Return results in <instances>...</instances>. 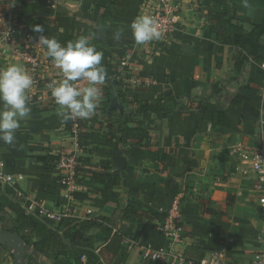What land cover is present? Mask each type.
<instances>
[{
    "label": "crops",
    "instance_id": "1",
    "mask_svg": "<svg viewBox=\"0 0 264 264\" xmlns=\"http://www.w3.org/2000/svg\"><path fill=\"white\" fill-rule=\"evenodd\" d=\"M14 1L17 7L37 1L40 17L50 19L63 34L75 39L86 36L88 41L96 15L107 4L106 0ZM165 3L174 11L177 30L163 50L152 55L141 52L130 25L153 10V0L114 1L111 20L103 28L117 68L123 103L117 102L119 113L129 116L138 105L154 101L169 110L131 119L130 127L140 126L145 132L139 146L142 157L126 156L131 142L120 143L118 135L107 131L104 84L97 85L100 93L94 114L87 119L78 117L79 132L67 131L66 109L55 102L49 87L64 78L62 70L47 56L38 37L25 43L48 68L27 91L31 113L20 122L14 144L0 141V165L7 173L20 176L15 191L66 216L58 230L43 223L59 236L60 245L55 241L39 253L24 243L23 264H75L76 255L84 263L97 256V264H147L139 249L168 247L170 240L162 230L168 222L183 228L176 251L189 260L184 264L205 262L221 250L226 264H250L261 249L264 222L252 189L253 178L249 166L233 150L238 144L254 148L259 143L257 119L261 113L264 117V70L262 63L253 62L239 48L217 42L213 29L226 28L228 23L226 19L213 22L210 15L225 13L223 6L229 9L230 4L239 24H258L264 17V0H248V7L243 0ZM5 4L0 2L1 7ZM259 42L264 50V35ZM23 46L21 40L5 49L0 46V71L13 64L24 69L17 51ZM74 83L87 86L83 81ZM63 153L75 155L78 162L70 192L59 184L61 171L56 161ZM96 175L120 180L111 188L112 199L107 182ZM127 204L143 217H123ZM34 220L12 190L0 188V231L17 233L22 223L17 234L37 243L41 237L32 232ZM115 233L121 241L112 255L105 247ZM14 262L12 249L0 245V264Z\"/></svg>",
    "mask_w": 264,
    "mask_h": 264
},
{
    "label": "built area",
    "instance_id": "2",
    "mask_svg": "<svg viewBox=\"0 0 264 264\" xmlns=\"http://www.w3.org/2000/svg\"><path fill=\"white\" fill-rule=\"evenodd\" d=\"M6 2L4 6L0 5V46L5 49L10 46H15L21 40L24 46L18 47V56L24 65V70L32 77L36 83L39 77L46 68L47 62L43 60L39 54L30 46L31 39L35 38L29 34H24L19 41L17 36L21 33V27L17 25V2L14 0H0ZM153 10L146 16L153 17L158 23V30L161 33L159 39H154L144 44H139L141 52L145 55H152L163 50L169 39L177 30V22L175 20L174 11L165 3V0H153ZM264 70V62L261 64ZM87 84L86 81H83ZM33 83V84H34ZM66 112H68V109ZM72 122V129L78 130L79 118H69ZM257 137L259 143L254 148L245 147L242 144L235 146L233 153L237 159L249 166V172L253 178L252 189L257 196L259 203V214L264 222V117L263 113L257 119ZM56 161L59 170L61 171L60 186L71 191L75 186L76 171L78 162L73 154L63 153L57 156ZM20 179V176H13L7 173L0 165V188L10 189L13 192L16 200L22 205L25 213L46 224L53 230H58L59 223L66 216L65 214L55 213L46 209L38 200L15 191V181ZM65 198L69 194L64 195ZM164 235L170 240L168 247L157 248L149 245L140 247V257L147 264H184V260L179 256L176 247L180 244L183 237V228L180 223L168 222L162 229ZM201 264H226V256L223 250L217 251L211 257ZM250 264H264V243L261 249L254 254Z\"/></svg>",
    "mask_w": 264,
    "mask_h": 264
},
{
    "label": "trees",
    "instance_id": "3",
    "mask_svg": "<svg viewBox=\"0 0 264 264\" xmlns=\"http://www.w3.org/2000/svg\"><path fill=\"white\" fill-rule=\"evenodd\" d=\"M107 4L103 10L96 15L94 22V29L90 32L89 44L95 46L96 50L103 53L102 64L106 69V80L104 83V93L106 102L103 104L107 110V118L109 120V125L107 131H109L113 136L118 135V141L131 142L130 147L124 151L126 156L133 157H142L143 152L139 148L142 140L145 137L144 130L140 127H130L129 123L131 119L137 114L142 113H151L159 114L169 110L161 103L160 101L151 102L148 105H138L134 113H131L129 116H124L119 113V110L112 108L111 99L115 98L117 102H121V93L118 89V84L116 81L117 68L113 65V58L109 54V41L107 33H104L103 28L107 22L111 20L113 3L116 0H106ZM231 1V0H226ZM225 13L223 14H211V19L213 22H219L221 20H227L226 28H214L213 33L216 36L217 42L222 45L234 46L239 48L242 52L246 53L247 56L255 63L261 64L264 62V57H262L263 47L260 45V39L264 35V17L258 24H251L247 27L239 24L236 19L234 12V6L229 10L226 6H223ZM38 12V2L35 3H20L17 7V25L21 27V34L17 36L19 41L23 38L24 34H29L33 37H38L40 34L33 31V27L36 25H41L44 27L43 35L48 38H55L58 40L62 46H66L69 41H75L76 39L72 36L65 35L62 32L58 31L56 26L52 23L50 19L44 17H32L27 19V17L33 13ZM72 129V122L70 119L66 120V130L69 131ZM78 129L79 123H78ZM78 131V130H77ZM79 132V131H78ZM103 139L107 142L110 140L106 136H102ZM78 139H80V134L78 133ZM133 141V142H132ZM96 177L102 178L107 182V191L111 199L114 197L112 189L114 186H117L120 183L119 179H116L113 175H96ZM123 217L125 218H134L141 219L143 215L134 211L130 204L126 205V208L123 211ZM165 217V215H161ZM43 223L34 220L33 234L39 235L41 240L39 242L31 243L26 237H22L24 243L32 245L36 252L42 253L45 250H48V245L53 242L59 243V236L47 229ZM24 225L21 223L17 226L16 232L19 233ZM121 236L118 233H115L111 238L110 242L106 245L105 251L114 255L117 253L120 246ZM45 244V248H42V245ZM58 255V253H57ZM185 258V257H184ZM187 263L189 260L184 259ZM75 264H97L98 257L91 256L90 259L84 263L81 258L76 255L74 259ZM191 264H201L197 261L191 262Z\"/></svg>",
    "mask_w": 264,
    "mask_h": 264
},
{
    "label": "clouds",
    "instance_id": "4",
    "mask_svg": "<svg viewBox=\"0 0 264 264\" xmlns=\"http://www.w3.org/2000/svg\"><path fill=\"white\" fill-rule=\"evenodd\" d=\"M248 7V0H243ZM134 40L144 44L161 36L157 21L150 16L137 17L130 25ZM38 43L46 47L47 56L62 70L63 79L58 85L50 84L51 95L62 108H67L65 119L90 118L98 107L100 89L106 80V69L102 64L103 53L90 45L86 36L69 41L66 46L55 38L43 35L44 27L36 25ZM119 32L115 38L119 39ZM86 81L87 86L77 87L74 82ZM32 77L19 65L13 64L0 71V141L13 145L20 122L29 118L27 91L33 85Z\"/></svg>",
    "mask_w": 264,
    "mask_h": 264
},
{
    "label": "water",
    "instance_id": "5",
    "mask_svg": "<svg viewBox=\"0 0 264 264\" xmlns=\"http://www.w3.org/2000/svg\"><path fill=\"white\" fill-rule=\"evenodd\" d=\"M41 16V13L36 12L27 17L30 19L32 17ZM111 107L118 109V103L115 98L111 100ZM0 245L12 249L14 253V264H23L24 255L26 253L27 247L24 245V241L21 236L15 232H3L0 231Z\"/></svg>",
    "mask_w": 264,
    "mask_h": 264
},
{
    "label": "rangeland",
    "instance_id": "6",
    "mask_svg": "<svg viewBox=\"0 0 264 264\" xmlns=\"http://www.w3.org/2000/svg\"><path fill=\"white\" fill-rule=\"evenodd\" d=\"M229 9H232V6L229 4Z\"/></svg>",
    "mask_w": 264,
    "mask_h": 264
}]
</instances>
